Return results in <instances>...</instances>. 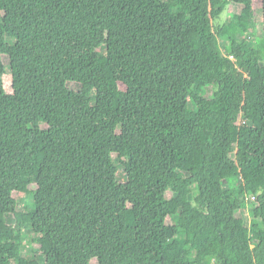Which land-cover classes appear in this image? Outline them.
Wrapping results in <instances>:
<instances>
[{
	"label": "trees",
	"instance_id": "1",
	"mask_svg": "<svg viewBox=\"0 0 264 264\" xmlns=\"http://www.w3.org/2000/svg\"><path fill=\"white\" fill-rule=\"evenodd\" d=\"M254 4L0 0V264H264Z\"/></svg>",
	"mask_w": 264,
	"mask_h": 264
},
{
	"label": "rangeland",
	"instance_id": "2",
	"mask_svg": "<svg viewBox=\"0 0 264 264\" xmlns=\"http://www.w3.org/2000/svg\"><path fill=\"white\" fill-rule=\"evenodd\" d=\"M262 6V0H255V4L254 7L256 9V19H257V36L250 40L251 42H253V44H255L256 42H258L260 39L264 38V31L262 29L263 27V20H262V15H261V8ZM240 10V7L234 6V8H232V5L228 6V8L222 13V15L216 19L215 24L217 25H227V31L230 33L232 32L233 29V23H232V19H231V14L232 13H238ZM165 16L168 15V11L165 12L164 14ZM237 38L239 39H243V35L240 33H233ZM224 48V47H222ZM188 51L191 55V58L194 61L197 62H205V58L203 56H200L198 54H194L191 51V48L188 47ZM11 71L10 69H8L7 74L4 77V82H5V87H6V91L8 93H12V78H11ZM118 88H124V85H117ZM119 179L121 181H126L125 179V171L124 168L121 166L120 170H119ZM14 196L16 197L17 201H18V208L23 209L26 207V205H28L30 203V197L28 194L26 193H21V192H14ZM251 199V197L248 199V201ZM246 219V221L248 222L251 219V214H249V211H245V215H243ZM12 220H10L11 222H13V218H11ZM35 237L34 234H31L30 231H27L26 236H25V252L27 255L32 256L33 258H38L40 261H43V257L40 256L39 254L34 253V250L36 248V243L33 241V238Z\"/></svg>",
	"mask_w": 264,
	"mask_h": 264
},
{
	"label": "built area",
	"instance_id": "3",
	"mask_svg": "<svg viewBox=\"0 0 264 264\" xmlns=\"http://www.w3.org/2000/svg\"><path fill=\"white\" fill-rule=\"evenodd\" d=\"M242 122H243V123H245V122H246V120H243ZM252 199H254V197H252Z\"/></svg>",
	"mask_w": 264,
	"mask_h": 264
}]
</instances>
